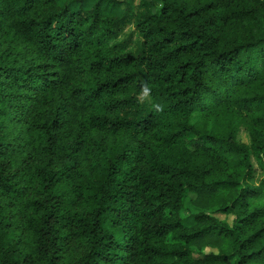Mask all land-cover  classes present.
<instances>
[{
    "label": "trees",
    "instance_id": "obj_1",
    "mask_svg": "<svg viewBox=\"0 0 264 264\" xmlns=\"http://www.w3.org/2000/svg\"><path fill=\"white\" fill-rule=\"evenodd\" d=\"M0 264H264V0H0Z\"/></svg>",
    "mask_w": 264,
    "mask_h": 264
},
{
    "label": "rangeland",
    "instance_id": "obj_2",
    "mask_svg": "<svg viewBox=\"0 0 264 264\" xmlns=\"http://www.w3.org/2000/svg\"><path fill=\"white\" fill-rule=\"evenodd\" d=\"M134 28H135V27H134V25L132 24V20H131V21L128 20V21H127V25H126V27L124 28V30H123L122 33H121V37H128V36L130 35L129 33H130L132 30H134ZM138 38H139V37H138L137 34H134V35H133L132 40H131V41H132L131 47L135 48V46H136V41H137ZM243 139L247 140V136H246L245 134H243ZM189 211H190V210H189ZM189 211H186L185 213H189ZM220 217H221V218H224L225 215L221 214ZM229 220L231 221V220H232V217H230Z\"/></svg>",
    "mask_w": 264,
    "mask_h": 264
}]
</instances>
